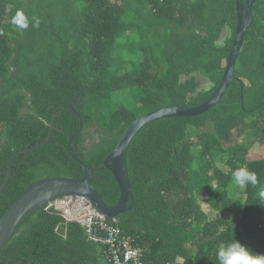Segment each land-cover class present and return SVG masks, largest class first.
Here are the masks:
<instances>
[{
	"label": "trees",
	"instance_id": "1",
	"mask_svg": "<svg viewBox=\"0 0 264 264\" xmlns=\"http://www.w3.org/2000/svg\"><path fill=\"white\" fill-rule=\"evenodd\" d=\"M17 11L29 19L26 29L13 23ZM252 14L222 99L201 115L147 124L128 147L133 206L115 225L135 238L145 264H220L219 246L235 240L264 254V157H250L264 146V0ZM237 20L236 0H0V186L13 153L44 142L55 124L46 143L15 156L0 217L35 180L84 175L67 149L80 127L68 103L81 87L73 106L83 129L71 151L115 204L120 187L104 160L126 126L158 108L207 101L223 78ZM226 27L232 34L220 45ZM195 74L212 87L200 91ZM123 89L134 111L112 107ZM219 156L227 157L223 165L215 164ZM242 168L257 183H246L236 202L228 185ZM104 248L46 204L20 221L0 264H111Z\"/></svg>",
	"mask_w": 264,
	"mask_h": 264
},
{
	"label": "water",
	"instance_id": "2",
	"mask_svg": "<svg viewBox=\"0 0 264 264\" xmlns=\"http://www.w3.org/2000/svg\"><path fill=\"white\" fill-rule=\"evenodd\" d=\"M236 1L238 11L236 34L227 60V66L223 78L214 94L207 101L195 107L175 105L171 107L158 108L149 113L138 116L126 126L116 147L105 158L104 165L112 172L115 180L120 187L119 199L113 205H108L105 202L103 196L90 181V171L83 163V161L71 151V144L74 138H76L83 129L82 116L73 106L74 102L81 94L82 87L80 86V92L75 95L68 103L69 110L80 119V127L76 131V133L69 135L67 149L70 156L83 168L84 175L79 178L66 176H49L40 178L32 182L0 217V253L5 248L16 227L24 218V216H26L31 210L38 207H43L46 204H50L57 199L63 197H85L92 203L93 207L97 211L114 222L118 220L120 214L125 213L127 210L131 209V207L133 206V200L131 201V206L128 207V202L130 199H132V192L131 181L126 166V153L136 133L147 124L159 119L170 117L198 116L207 112L222 99L231 82L234 80L235 67L239 57V53L243 46L244 37L249 26L253 23L254 20L252 11L253 5L256 0H247L246 6H244L240 0ZM66 70L71 72L69 68H66ZM71 76L73 81L78 84L72 73ZM54 127L55 124L52 123L48 132V137L44 142L36 144L32 148L20 149L13 153L8 163V172L6 179L0 186V192L5 188L11 176L12 163L15 156L19 153H27L29 151H32L38 146L46 143L50 139Z\"/></svg>",
	"mask_w": 264,
	"mask_h": 264
},
{
	"label": "built area",
	"instance_id": "3",
	"mask_svg": "<svg viewBox=\"0 0 264 264\" xmlns=\"http://www.w3.org/2000/svg\"><path fill=\"white\" fill-rule=\"evenodd\" d=\"M69 198L78 206V217L73 219L81 223L89 240L105 247L104 255L111 264H145L143 250L132 235L125 234L114 221L97 211L87 198ZM54 202L49 206L59 209Z\"/></svg>",
	"mask_w": 264,
	"mask_h": 264
},
{
	"label": "rangeland",
	"instance_id": "4",
	"mask_svg": "<svg viewBox=\"0 0 264 264\" xmlns=\"http://www.w3.org/2000/svg\"><path fill=\"white\" fill-rule=\"evenodd\" d=\"M231 34H232V30L229 27H226L222 32L221 38L219 40V44L223 45L225 40L229 38ZM194 76L200 84L199 86L200 91L209 90L212 87V84L209 82L207 78L202 77L201 75L198 74H195ZM112 107L113 108L126 107L134 111L136 108V103L134 101L133 94L128 89L115 91L112 94ZM26 113L27 111L24 110L22 114H26ZM92 132L94 138H97L98 133L96 131H92ZM191 137L196 143H198L197 131L193 130L191 133ZM92 141L93 139L89 138L88 143L90 144ZM261 156L264 157V146H261L260 144H256L251 150L250 157L255 158ZM226 160H227L226 156L216 157L215 164L223 165ZM242 188H244V185L243 186L239 185L233 177L228 185V191L230 196H232L236 202L240 199L239 190H241ZM69 199H70L69 197H63L55 200L54 204H58L61 213H63L65 217L69 219H73L75 217H78V206L76 205V203L71 202Z\"/></svg>",
	"mask_w": 264,
	"mask_h": 264
},
{
	"label": "clouds",
	"instance_id": "5",
	"mask_svg": "<svg viewBox=\"0 0 264 264\" xmlns=\"http://www.w3.org/2000/svg\"><path fill=\"white\" fill-rule=\"evenodd\" d=\"M38 25L39 20L32 18ZM13 23L20 28L26 29L29 26V19L23 11H17ZM235 181L243 186L246 183L255 185L257 176L246 169H239L234 173ZM218 259L220 264H264V254L253 252L247 245L239 240L228 244H221L218 249Z\"/></svg>",
	"mask_w": 264,
	"mask_h": 264
}]
</instances>
